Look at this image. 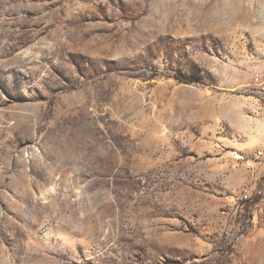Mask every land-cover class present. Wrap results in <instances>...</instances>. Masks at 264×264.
<instances>
[{"label":"rangeland","instance_id":"obj_1","mask_svg":"<svg viewBox=\"0 0 264 264\" xmlns=\"http://www.w3.org/2000/svg\"><path fill=\"white\" fill-rule=\"evenodd\" d=\"M262 68L264 0H0V264H264Z\"/></svg>","mask_w":264,"mask_h":264},{"label":"built area","instance_id":"obj_2","mask_svg":"<svg viewBox=\"0 0 264 264\" xmlns=\"http://www.w3.org/2000/svg\"><path fill=\"white\" fill-rule=\"evenodd\" d=\"M249 85L254 88L258 96L264 98V68L254 70L252 72ZM255 162L258 163L262 169L258 175L264 182V147H261L255 151ZM252 191H254L253 193L256 196H261L264 198V186L261 187L260 185H255L253 190H251V188L245 189L243 197L245 199H250L252 196Z\"/></svg>","mask_w":264,"mask_h":264}]
</instances>
